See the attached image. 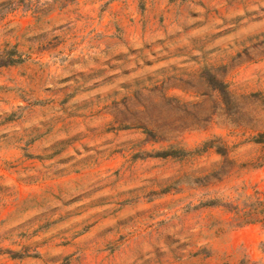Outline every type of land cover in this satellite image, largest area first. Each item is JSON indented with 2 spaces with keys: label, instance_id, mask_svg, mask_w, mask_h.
Masks as SVG:
<instances>
[{
  "label": "rangeland",
  "instance_id": "1",
  "mask_svg": "<svg viewBox=\"0 0 264 264\" xmlns=\"http://www.w3.org/2000/svg\"><path fill=\"white\" fill-rule=\"evenodd\" d=\"M0 264H264V0H0Z\"/></svg>",
  "mask_w": 264,
  "mask_h": 264
}]
</instances>
